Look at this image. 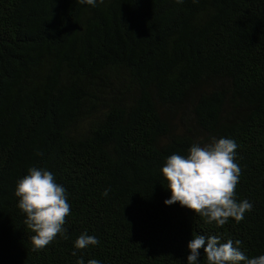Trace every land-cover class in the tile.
<instances>
[{"label":"trees","instance_id":"16d2710c","mask_svg":"<svg viewBox=\"0 0 264 264\" xmlns=\"http://www.w3.org/2000/svg\"><path fill=\"white\" fill-rule=\"evenodd\" d=\"M220 138L253 205L223 227L165 205L161 171ZM32 167L71 205L41 251L15 196ZM192 234L264 255V0H0V264H187Z\"/></svg>","mask_w":264,"mask_h":264},{"label":"clouds","instance_id":"9594fccd","mask_svg":"<svg viewBox=\"0 0 264 264\" xmlns=\"http://www.w3.org/2000/svg\"><path fill=\"white\" fill-rule=\"evenodd\" d=\"M81 5L95 7L97 0H78ZM177 4L183 0H175ZM195 2V0H194ZM103 3V0H100ZM237 144L234 140L220 138L207 145L193 144L187 156L172 154L162 167V175L171 193L165 205L179 203L183 208L204 218L206 223L223 227L229 218L236 222L243 220L253 205L248 200L237 202L236 187L239 183L241 168L236 163ZM109 190L103 195L107 196ZM15 196L18 208L26 214L24 221L34 233L30 237L32 250L41 251L52 243L58 235L65 239L64 225L71 214L65 188L56 182L54 175L45 169L32 167L28 174L17 182ZM99 243L95 236L81 234L75 241V248L83 250ZM241 241L221 237L193 235L187 248V264H199L201 250L207 264H264V255L249 258L241 250ZM73 255H76L73 252ZM77 264H84L83 258ZM88 264H100L91 259Z\"/></svg>","mask_w":264,"mask_h":264}]
</instances>
